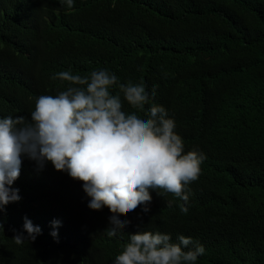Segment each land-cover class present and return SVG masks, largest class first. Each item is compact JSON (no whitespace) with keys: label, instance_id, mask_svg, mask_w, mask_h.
Masks as SVG:
<instances>
[{"label":"trees","instance_id":"trees-1","mask_svg":"<svg viewBox=\"0 0 264 264\" xmlns=\"http://www.w3.org/2000/svg\"><path fill=\"white\" fill-rule=\"evenodd\" d=\"M100 68L156 85L185 151L204 153L188 212L150 191V211L121 213L130 224L109 238L111 213L87 207L83 182L22 157L21 200L0 211V264H113L138 227L199 242L196 264H264V0H0V117H28L64 89L61 71ZM25 217L42 234L17 245Z\"/></svg>","mask_w":264,"mask_h":264},{"label":"clouds","instance_id":"clouds-1","mask_svg":"<svg viewBox=\"0 0 264 264\" xmlns=\"http://www.w3.org/2000/svg\"><path fill=\"white\" fill-rule=\"evenodd\" d=\"M74 2L59 0L69 9ZM52 79L61 81L64 89L37 97L28 117H0V211L21 200L13 185L26 157L40 169L51 164L57 172L83 182L87 207L111 213L105 230L109 238L125 234L130 224L121 213L138 206L145 214L150 211V191L174 194L183 202L180 211L188 212L187 186L198 179L206 157L196 149L185 151L175 120L154 102L156 85L148 89L143 81L120 83L107 68L84 76L69 69ZM125 103L131 111L125 110ZM51 226L50 234L57 238L55 229L61 222L53 220ZM41 234V228L25 217L13 240L20 245ZM127 236L113 264H196L205 254L202 244L184 235L172 242L170 234L138 227Z\"/></svg>","mask_w":264,"mask_h":264}]
</instances>
